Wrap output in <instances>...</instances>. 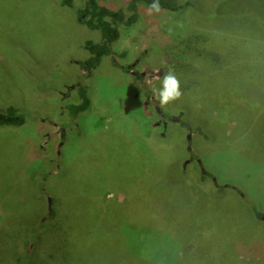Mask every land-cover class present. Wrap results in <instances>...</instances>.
Listing matches in <instances>:
<instances>
[{
    "label": "rangeland",
    "instance_id": "obj_1",
    "mask_svg": "<svg viewBox=\"0 0 264 264\" xmlns=\"http://www.w3.org/2000/svg\"><path fill=\"white\" fill-rule=\"evenodd\" d=\"M102 1L118 15L113 21L121 34L113 45L112 58L122 68L104 58L87 78L85 72L78 76L80 69L74 61L85 59L87 51L81 45L87 39L98 40L97 30L77 24L72 10L60 6V0H0V111L8 106L27 111L22 126L0 127V226L6 216L21 233L23 225L31 226L36 220L37 206L41 210L38 229L54 223L48 197L52 209L62 215V223L56 226L59 231L42 238L41 244L29 236L18 244L16 238L0 240V263L31 264L34 258L38 264L40 254L47 257L41 245L54 244L64 249L68 259L52 254L44 258V264H115L127 245L147 256L155 255L156 246L173 255L183 248L191 250L199 236L207 240L208 224L220 228L230 240H226L229 256L223 260L209 242L203 252L205 262L264 264V231L254 228L246 233L243 220H235L232 229L226 222H204L197 207L187 212V219L194 222L181 223L173 211L169 223L173 232L164 234L166 238L160 236L161 230L149 219L158 220L159 212L166 210L152 205L151 197L160 192L169 171L176 178L178 169L176 163L161 167L157 154L149 160L153 147L144 137L149 125L161 127L166 122L173 141L180 143L179 124L185 122L183 167L197 165L211 175L210 180L240 186L245 197L263 209L258 222L264 225V167L258 159L247 157L256 156L252 151L258 147L252 136L256 125L249 123L253 118L246 117L256 110L240 109L264 104V64L260 63L264 52L260 55L258 49L248 55V44L254 38L264 42V0H231L230 6L229 0H193L199 5V19L193 11L185 19L180 12L161 9L149 14L148 8L139 6L137 20L129 25L123 22L128 0ZM74 2L81 6L83 0ZM199 20L208 24L205 41L209 50L193 68L181 71L180 81L187 88L185 83L197 85L202 98L158 106L152 88L159 86L166 74L164 66L172 58L167 47ZM135 71H148L142 79L146 93L140 89ZM36 76L52 83L36 82ZM77 82L86 84L89 100L72 123L63 112L69 101L61 95L77 99L74 88L64 95ZM160 110L174 119L162 122ZM199 127L206 136L195 131ZM211 133L242 137L217 142L222 149L214 150ZM32 172L45 201L26 178ZM227 198L220 202L224 209ZM10 231L14 229L9 230L13 235Z\"/></svg>",
    "mask_w": 264,
    "mask_h": 264
},
{
    "label": "trees",
    "instance_id": "obj_2",
    "mask_svg": "<svg viewBox=\"0 0 264 264\" xmlns=\"http://www.w3.org/2000/svg\"><path fill=\"white\" fill-rule=\"evenodd\" d=\"M159 2L161 9L164 11L173 13L180 12V16L185 19L190 16L191 11L195 13V17L197 16V19H199L201 14L198 11L199 5H194L193 0H184L183 3H181L180 0H159ZM150 3L151 0H128L127 14L125 16L126 18L123 19V22L128 25L134 23L138 18L139 6L148 8ZM59 5L72 10L74 20L75 22L77 21V24L84 25L91 30H97L100 35L98 40L87 39L81 45L87 51V56L84 60L74 61L75 67L78 66L80 69H77L78 76L85 72L86 77L91 78L93 70L100 66L104 58L108 57L111 58L112 64L118 67L119 64L116 63L112 58L114 54L113 45L118 41L121 34L119 27L113 21L118 18L116 11L110 8L109 5L104 3L102 0H83L81 6H77L74 0H60ZM230 5L231 0L228 1V6ZM193 24L194 25H190L191 28H186L184 33H180L175 41H173L167 47L168 50H171L170 56L174 59L169 58L167 60L169 64L164 66V74H167L169 70H171L179 81L181 71L188 69V67L193 68V65L197 62V60L203 58L209 50V44L205 41V35L209 30L208 24H205L204 21H200L199 24H196L194 21ZM240 39L238 38L239 42H246V40L242 38ZM254 41L255 42L253 44H251V42L248 44V55L255 54L258 49H260L261 55V50L264 52V42H262L260 38H254ZM244 61H248V56L246 59L243 58V66ZM260 63L264 64V57ZM262 65L258 64V67L262 68ZM119 66L122 68L121 65ZM255 69L254 72H257V69ZM263 70L264 69H262L261 72ZM144 73H148V71H135L136 77L142 82ZM261 75L264 76V73H261ZM34 79L36 82L39 80L42 82V84H44L45 81L52 83V80L50 79H38L37 76ZM34 79L32 80L33 82ZM187 84L189 85L188 88L181 85L182 95L179 98L180 100L177 99L179 102H182L184 99L189 97L195 98L196 96V98H202V96H200L202 90H196L197 85L193 84L192 82L185 83V85ZM139 86L141 90L146 89L142 87V84ZM68 88H66L64 95H67V93L70 94L74 88L75 92L78 94V98L76 99L73 97V95H71L69 98L63 97L61 95L62 100L69 101L66 103V105H64L63 112L66 114L65 116L68 118V120L72 118V123H74L79 113H81L87 106L89 99L85 92L86 84L77 82L76 84H73L72 88H69L70 90H68ZM192 91L194 92L192 93ZM23 109L24 107L20 108L8 106L4 110L0 111V127L22 126L25 124L27 121V111ZM240 109L244 111L256 110L253 116L246 117L253 118L249 121V123H255L256 125V129L252 136L257 138L258 147L256 150L252 151V153H254L256 156L249 154L247 157L258 159L260 161V167H264V104H259V106L254 105L250 108L242 106ZM160 112L162 113V122H164L165 119L173 120V116L161 110ZM185 124V122H181L179 124L182 128V131L178 129L182 132V135L178 137L180 143L173 141V131L171 128H169V125H167L166 122L163 123L161 127L149 125V133L144 136L148 140L151 148L153 147L152 152L147 155L149 160L155 158L153 154H157L158 158L161 160V167L176 163L178 169L176 171V178H173L171 172L169 171L166 180L163 183L162 189L158 188V190L161 189L160 192L158 194L154 192L155 194H153L151 197V204L156 206L159 205V208L164 206L166 213L163 214V212H159L160 215L158 220L157 218H150L149 222L154 225L155 229L161 230V237L166 238L164 234L170 235L174 230H172V226L169 224L170 214L173 215L174 213L172 212L174 211L181 223L194 222L196 220L189 221L187 219V212L192 209V207H197L200 214L199 218H203L202 221L204 222H213L221 225L226 222L225 226L229 224L231 225L230 228L232 229V224L235 220L241 221V223L243 220L244 224L242 223V225L246 233L254 230V228L256 231L260 229L264 231V225L258 222L261 217H263V209L258 203L248 199V197H245L243 189L240 186L220 184L216 179L213 180V178L210 180L211 175L203 173L202 169L200 167L198 168L197 165H188L187 168L183 167L182 156L185 150L184 143L186 142L183 129H187L188 127ZM161 128L164 129L162 132H159ZM202 130L203 129L199 127L196 128L195 131L203 134V136H206ZM211 134V142L213 143L212 149L214 150L222 149L220 144H216L217 142H222L223 140L234 142L242 137L237 134L227 137L220 136L215 133ZM63 138V136H60V139ZM200 146L201 145L198 144V147ZM247 153L250 152L247 151ZM34 174L36 175V173L32 172L31 175L28 174L26 178L31 180V182L36 186V191L38 190L43 198V201H45V193L41 188H38L39 180H37V176ZM148 180L151 181L149 178ZM185 182L188 184L185 185ZM226 197H228L226 201L227 206L224 209L220 206V202ZM148 209L149 206L146 208V211ZM51 212L54 217V223L44 225L42 230H40L37 227L39 224V221L37 220L41 210L40 206H37L35 213L36 220L32 222L31 226L23 225L21 227V233L18 232L16 225L12 224L13 220H10L5 216V222L2 226L4 228L0 226V240L8 239L11 241V239L16 238L17 240L15 244H18L23 242L24 239L29 236L34 240L36 239L37 242L41 241L42 238L59 231V229H56V226L62 223V215H57L56 210L54 208L52 209V206ZM15 223L17 224V222ZM53 225L54 227H52ZM206 225L208 226V231H205V229L204 231L210 233V237L207 238V240H204L201 236H199V238L193 241L191 250H186V248H183L181 252L177 251L173 253V255H170L168 251L156 246L157 249L154 250L155 255L147 256L144 254H139V250L133 249L131 246L128 247L127 245L124 247L125 252L119 254L121 259L115 264H208L204 261V259L207 258L203 257V252L209 242L213 244L216 250L221 252L220 256H223L224 260L225 257L229 256L226 241L229 239L225 238L224 232H221L220 228H214L208 224ZM12 228L14 229V232L10 231V233L13 234L10 235L9 230ZM230 237L232 238V234H230ZM39 243L41 244V242ZM42 247L46 249L44 254H46L47 257L52 256V254H55L56 258L67 257V255H65L64 249L58 244H54L50 247L41 245V248ZM40 255L41 259L39 260L38 264H44L43 260L47 257L42 258L43 255ZM3 264L10 263L5 261ZM31 264H34V258Z\"/></svg>",
    "mask_w": 264,
    "mask_h": 264
},
{
    "label": "clouds",
    "instance_id": "obj_3",
    "mask_svg": "<svg viewBox=\"0 0 264 264\" xmlns=\"http://www.w3.org/2000/svg\"><path fill=\"white\" fill-rule=\"evenodd\" d=\"M161 5L159 0H151L148 6L149 14L159 13ZM153 98L158 102V106L168 105L179 99L182 95L181 84L176 75L169 70L161 79H159V86L152 88Z\"/></svg>",
    "mask_w": 264,
    "mask_h": 264
},
{
    "label": "water",
    "instance_id": "obj_4",
    "mask_svg": "<svg viewBox=\"0 0 264 264\" xmlns=\"http://www.w3.org/2000/svg\"><path fill=\"white\" fill-rule=\"evenodd\" d=\"M173 119H174V117H173ZM186 126H187V124H185ZM188 149H190V147L188 146ZM195 154V153H194ZM198 161H200V160H198ZM202 172L203 173H206V171L202 168ZM213 180H215V178H213ZM227 186V185H226ZM47 200H48V205H49V208H51L50 206H51V203H52V201H51V197H48L47 198ZM50 211H51V209H50Z\"/></svg>",
    "mask_w": 264,
    "mask_h": 264
},
{
    "label": "flooded vegetation",
    "instance_id": "obj_5",
    "mask_svg": "<svg viewBox=\"0 0 264 264\" xmlns=\"http://www.w3.org/2000/svg\"><path fill=\"white\" fill-rule=\"evenodd\" d=\"M139 83L142 84V87H143V88H146L144 82L139 81ZM67 88H68V87H67ZM69 88H72V87H69ZM69 88H68V90H70ZM145 92H147V88L143 90V93H145ZM67 94H68V93H67ZM172 118H173V117H172ZM63 132H64V131H61L60 136H62Z\"/></svg>",
    "mask_w": 264,
    "mask_h": 264
}]
</instances>
